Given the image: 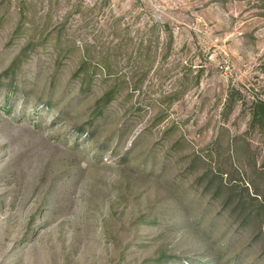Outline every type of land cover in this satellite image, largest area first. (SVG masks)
Returning a JSON list of instances; mask_svg holds the SVG:
<instances>
[{"label":"rangeland","instance_id":"obj_1","mask_svg":"<svg viewBox=\"0 0 264 264\" xmlns=\"http://www.w3.org/2000/svg\"><path fill=\"white\" fill-rule=\"evenodd\" d=\"M260 100L264 0H0V264H264Z\"/></svg>","mask_w":264,"mask_h":264},{"label":"trees","instance_id":"obj_2","mask_svg":"<svg viewBox=\"0 0 264 264\" xmlns=\"http://www.w3.org/2000/svg\"><path fill=\"white\" fill-rule=\"evenodd\" d=\"M256 107H257V109H256L257 111L253 113V119L255 121L257 120L261 127H264V101L260 100L259 102H257ZM94 126H95V124H94ZM232 190L234 191V189H232ZM258 195L262 198V201L260 203L261 204V211H259L258 217L264 218V195L259 194V193H258ZM251 200H257V199L254 196V197H251ZM242 221L243 222L241 223V227H248L249 226L250 223L248 222V220L242 219ZM236 239H237V237L231 238L230 242L227 244V248H231L234 244V240H236Z\"/></svg>","mask_w":264,"mask_h":264}]
</instances>
